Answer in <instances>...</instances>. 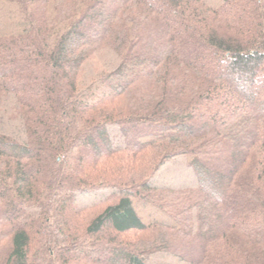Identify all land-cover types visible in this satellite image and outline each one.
Wrapping results in <instances>:
<instances>
[{
  "label": "trees",
  "instance_id": "trees-1",
  "mask_svg": "<svg viewBox=\"0 0 264 264\" xmlns=\"http://www.w3.org/2000/svg\"><path fill=\"white\" fill-rule=\"evenodd\" d=\"M161 261L264 264V0H0V264Z\"/></svg>",
  "mask_w": 264,
  "mask_h": 264
},
{
  "label": "rangeland",
  "instance_id": "rangeland-1",
  "mask_svg": "<svg viewBox=\"0 0 264 264\" xmlns=\"http://www.w3.org/2000/svg\"><path fill=\"white\" fill-rule=\"evenodd\" d=\"M182 170H183L182 163L180 161L175 162V163H173L167 167L166 173H164L163 176H161L162 177L161 180H163V179L167 180V178L172 180L171 178H173V177L179 178V174L182 172ZM188 176L191 177L190 175H188ZM178 181L182 182L183 180L179 178ZM81 201L82 200H80V202ZM82 204L88 205V202L82 203ZM189 252H191V251H189ZM191 258H192V256H191ZM160 263H162V261L158 262L156 264H160ZM166 264H168V262Z\"/></svg>",
  "mask_w": 264,
  "mask_h": 264
}]
</instances>
